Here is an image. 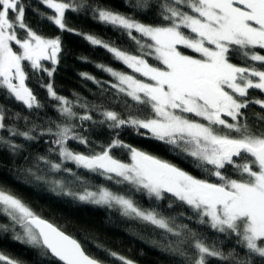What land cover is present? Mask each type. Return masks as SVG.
<instances>
[{"label": "snow or ice", "instance_id": "1", "mask_svg": "<svg viewBox=\"0 0 264 264\" xmlns=\"http://www.w3.org/2000/svg\"><path fill=\"white\" fill-rule=\"evenodd\" d=\"M41 3L52 10L46 19L62 32L75 31L66 24L67 12L79 13L90 8L93 19L125 30L140 45L141 55H131L93 34L77 33L84 35L92 45H102L134 73L147 78L138 79L135 75L105 68L118 81L113 88L149 107L154 116L123 119L119 113L106 110L102 113L105 119L100 122H111L109 127L114 129L131 125L147 130L152 138L166 144L177 147L183 144L182 151L195 159L196 167L218 178V182L198 179L178 166L118 139L94 155L73 152L65 146L66 141L78 140L87 144V139L67 125H57L58 131L54 133L53 143L59 146L61 160L73 161L89 171H100L109 180L114 179L111 174H115L119 178L115 180L117 184L127 182L157 200L163 193H171L194 211L198 223L207 224L218 233L235 234L237 244L247 250L244 257H238L234 252L225 255L215 244H206L203 238H196L197 233L189 230L194 241L191 247L196 250L193 264H206L207 257L220 258L226 264L228 261L231 264H255L254 258H259L260 264H264V132H253L247 123H240L243 110L251 104L264 109V100L248 99L250 89L264 93V54H261L264 52V0H162L159 7L160 15L167 22L165 25L144 24L110 7L89 4L87 0L80 3L41 0ZM147 6V0H137L134 5ZM25 9L22 0H0V87L32 109L41 105L26 83L22 62L52 76L54 69L43 68L41 62L50 60L55 65L62 41L59 36L45 38L26 24ZM133 30L141 37L149 38L150 42H142L133 36ZM181 46L198 53L199 57L186 54ZM232 53L238 54L242 63L231 62ZM145 56H153L161 66L150 64ZM46 87L49 96L60 101L61 114L70 119L75 117L71 103L57 95L51 83ZM186 114L202 117L207 123L190 119ZM224 117H230L234 122L230 123ZM80 119L90 120L91 116L85 114ZM260 119L264 120V116ZM3 120L0 111V129L5 127ZM215 126H222L227 131L220 133ZM47 131L51 133L52 130ZM9 132L34 138L28 132L14 129ZM0 142L8 143L13 150L18 147L2 137ZM114 146L128 149L132 162L115 159L109 151ZM40 159L45 160L44 157ZM45 163L53 170L62 166L47 160ZM227 167L240 178L227 175L223 171ZM64 171L71 172L67 168ZM77 198L109 207L118 205L125 216L139 218L175 236L182 235L156 211L142 210L132 199L107 188H100L98 192L85 190ZM0 206L22 228V233L13 236L15 241L41 249L42 255L50 254L60 264H104L86 253L79 241L42 219L14 195L0 190ZM183 227L187 228L186 225ZM0 229L8 231L7 226L0 225ZM185 243L187 240L181 239L170 248L185 256L181 250ZM108 255L121 264H135L115 252ZM0 264L19 262L0 253Z\"/></svg>", "mask_w": 264, "mask_h": 264}, {"label": "trees", "instance_id": "2", "mask_svg": "<svg viewBox=\"0 0 264 264\" xmlns=\"http://www.w3.org/2000/svg\"><path fill=\"white\" fill-rule=\"evenodd\" d=\"M22 2L26 5L25 23L44 37L59 36L62 50L58 53V62L55 65L50 62L45 67L54 69L52 76L23 63L27 75L26 83L41 107L28 109L22 102L16 101L6 89L0 87V111L3 112L2 122L5 125L0 129V137L18 146L13 150L8 143L0 142V190L14 195L38 216L49 220L75 238L86 253L102 260L104 264H121L118 259L109 256V252L124 256L135 264H193L196 250L191 247L194 241L189 235V230L197 233L196 238H203L206 244H215L225 255L234 252L238 257H244L247 250L237 244L235 234L218 233L207 224L198 223L199 218L194 211L177 201L171 193L165 192L157 200L144 190L137 191L127 182L117 184L100 172L89 171L78 167L74 162L61 160L59 146L53 143L56 139L54 133L58 131L57 125H67L80 137L87 139V144H81L78 140L66 141L65 146L73 152L94 155L107 148L114 139H118L125 145L168 161L198 179L218 182V178L209 176L203 169L196 167L195 159L182 151L183 144L180 147L166 144L152 138L145 129H137L131 125L114 129L109 127L111 122H100L105 119L102 113L106 110L119 113L123 119L129 116L141 119L154 116L149 107L138 104L131 97L113 88L110 84L113 77L101 66H109L125 73H132V69L116 59L102 45H92L84 35L77 34H93L112 47L131 55H141L140 45L131 39L125 30L98 22L93 19L91 9L86 8L79 13L67 12L66 24L75 31L62 32L46 19V16L52 14V10L41 3V0ZM73 2L80 3L81 0ZM87 2L110 7L144 24L167 23L160 15L159 4L162 0H147V7H134L137 0ZM132 35L140 38L142 42H150L149 38L141 37L135 31H132ZM20 36L23 38L24 33L21 32ZM181 49L186 54L198 56L190 49L185 50L182 46ZM144 58L150 64L161 66L153 56ZM231 62L242 63L236 53H232ZM49 83L53 85L57 95L71 103L75 117L70 119L61 114L60 102L47 92L46 85ZM248 99L264 100V93L250 89ZM243 112L244 117L240 118V123H247L253 132H264V120L260 119L264 116V109L260 105L251 104ZM85 114L91 116V119L81 120L80 117ZM49 128L51 133L47 131ZM9 129L28 132L34 138L13 135ZM109 151L115 159L123 163L130 161V152L126 148L114 146ZM41 157L60 163L61 169H51L50 164L41 160ZM237 162H240L239 159ZM65 168L71 172L64 171ZM223 171L233 179L240 178L231 167ZM100 188H107L132 199L142 210L156 211L168 220L170 227L182 235L178 237L139 218L125 216L118 205L109 207L106 204H95L77 198L85 190L97 191ZM0 225L8 228L7 232L0 229V253L17 260L19 264H60L50 255H42L41 249L15 241L13 236L15 233H22V228L2 210V206ZM185 225L187 228L183 227ZM181 239L187 240L181 247L185 256L173 252L170 248ZM254 259L255 264H260L259 258ZM206 264L226 262L220 258L207 257ZM227 264H231V261Z\"/></svg>", "mask_w": 264, "mask_h": 264}, {"label": "rangeland", "instance_id": "3", "mask_svg": "<svg viewBox=\"0 0 264 264\" xmlns=\"http://www.w3.org/2000/svg\"><path fill=\"white\" fill-rule=\"evenodd\" d=\"M133 31H135V30H133ZM45 38H47V37H45ZM183 47V46H182ZM198 54V53H197ZM197 57H199V54H198V56ZM122 62V61H121ZM22 63H28V62H22ZM42 63V66H43V68H45L48 64H50V60L49 61H42L41 62ZM123 63V62H122ZM101 67H103V69H105V68H107V67H109V66H105V65H102ZM111 68V67H110ZM113 69V68H112ZM113 70H115V71H119V70H116V69H113ZM107 72V71H106ZM119 72H122V71H119ZM108 74H110L109 72H107ZM125 73V72H124ZM127 74H129V75H135L138 79H144V80H147V78H145V77H141L140 76V74L139 73H134V72H132V73H127ZM111 75V74H110ZM112 76V75H111ZM113 77V76H112ZM116 83H118V81L116 80V78L115 77H113V81H111L110 82V84L111 85H113V84H116ZM60 102V101H59ZM60 107H61V104H60ZM186 115H188V117L190 118V119H194V120H196V121H199V122H201V123H207V121H204L203 120V118L202 117H196V116H194V114H186ZM225 119H227L228 120V122H230V123H233L234 121H232L231 120V118L230 117H224ZM215 128H216V130L218 131V132H220V133H224V132H226L227 130L226 129H224L222 126H215ZM147 131V130H146ZM233 135H234V133H233ZM139 150V149H138ZM151 155V154H150ZM67 161H70V160H67ZM71 162H73V161H71ZM132 161H131V158H130V161L129 162H126V163H131ZM75 163V162H74ZM97 172H100V171H97ZM111 175H113V177H114V179H112L111 181H113V182H115V180L116 179H119V178H117V177H115V174H111ZM105 178H106V176L105 175H103ZM88 191H91V192H98L99 190H97V191H95V190H88ZM145 191V190H144ZM146 192V191H145ZM147 193V192H146ZM83 194V193H82ZM117 194H119V193H117ZM148 194V193H147ZM122 195V194H121Z\"/></svg>", "mask_w": 264, "mask_h": 264}, {"label": "water", "instance_id": "4", "mask_svg": "<svg viewBox=\"0 0 264 264\" xmlns=\"http://www.w3.org/2000/svg\"><path fill=\"white\" fill-rule=\"evenodd\" d=\"M51 62V61H50ZM51 64H52V62H51ZM42 218V217H41ZM42 219H44V218H42ZM44 220H46V221H48L49 223H51L53 226H55V227H57L56 225H54L52 222H50L49 220H47V219H44ZM58 228V227H57ZM59 229V228H58ZM61 230V229H60ZM62 231V230H61ZM64 232V231H63ZM66 235H69V234H67L66 232H64ZM70 236V235H69ZM72 237V236H71ZM75 239V238H74ZM50 255V254H49ZM51 256V255H50ZM54 258V257H53ZM55 260H56V258H54Z\"/></svg>", "mask_w": 264, "mask_h": 264}]
</instances>
